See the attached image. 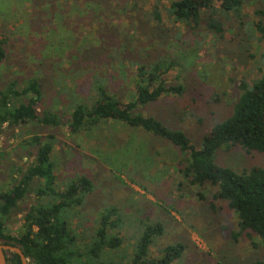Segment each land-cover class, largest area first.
<instances>
[{
  "label": "rangeland",
  "instance_id": "374dc122",
  "mask_svg": "<svg viewBox=\"0 0 264 264\" xmlns=\"http://www.w3.org/2000/svg\"><path fill=\"white\" fill-rule=\"evenodd\" d=\"M73 1L0 0V41H4L5 51L0 62V89L10 81L20 88L36 78L41 91L37 111L52 109L62 122L57 127L27 125L6 129L0 138V188L12 183L9 176L18 178L17 167L25 168L32 160L28 152L33 148L18 144L19 132H22L20 140H29L33 131L52 134L51 159L58 190L82 175L93 186L84 195L83 206L74 210L72 226L76 223H82L81 227L95 226L100 213L114 209L112 219H118L121 225L111 232L123 241L112 255L116 254V259L121 257L123 264H130L134 237L147 222L162 227V234L150 245V258L160 257L163 247L180 242L184 251L172 264H251L262 253L259 239L253 235V245L244 235L237 240L232 238V231L237 229L236 215L225 202L212 198L214 188L209 184L203 188L188 184L178 170L183 156L171 142L113 120L78 134L68 132L65 123L72 104L78 100L90 103L95 94L92 82L105 80L122 101L130 97L134 88L135 70L129 61L133 49L124 54L127 59L123 63L113 67L109 61L120 57L121 42L129 40L133 48L138 43L146 44L138 34L134 13L114 6L117 13L110 8L107 15L85 17L83 8L75 11ZM170 1L145 0V3L163 8L161 29L167 33L164 38L181 33L183 48L178 47L174 57L181 59L182 64L171 69L165 79L181 84L183 94L135 111L155 116L168 127L185 133L197 145L214 120L230 113L237 96L236 82L240 79L250 82L260 76L256 34L250 31L249 38L245 31L249 26L252 30L253 22L262 20L253 13L259 2L248 0L244 6V28L232 15L228 19L222 16L226 26L223 37L218 38L203 27L200 34H195L189 26L168 17L164 7ZM105 43L110 44V52L98 50L97 57L83 52L84 48L95 49ZM155 47L154 56L165 52ZM195 114L203 119V124L196 122ZM215 162L239 171L264 164V154H248L238 146L226 151L220 148L215 152ZM33 188L11 215L7 224L11 235L18 234L24 213L36 202L35 184Z\"/></svg>",
  "mask_w": 264,
  "mask_h": 264
},
{
  "label": "trees",
  "instance_id": "16d2710c",
  "mask_svg": "<svg viewBox=\"0 0 264 264\" xmlns=\"http://www.w3.org/2000/svg\"><path fill=\"white\" fill-rule=\"evenodd\" d=\"M113 1L74 0L72 6L76 12L83 8L82 14L85 17L107 15L111 12L108 10L110 8L113 13L121 10L135 14L138 34L145 39L146 44L138 43L133 48L129 40L121 42L123 45L119 46L122 50L120 57L109 61L113 67L116 63L121 64L127 59L124 54L130 53V48L133 49L132 57L129 58L135 70L132 72L133 91L129 98L126 97L127 100L122 101L115 94V89L107 87L108 82L105 83V80L92 82L95 94L90 103L78 100L72 104L65 123L68 132L78 134L91 130L98 123L113 120L171 142L183 156L178 163L182 177L189 185L203 188L209 184L214 188L212 198L225 202L228 210L236 215L237 229L232 231V238L237 240L238 236L244 235L254 245L255 235L259 239L262 253L251 264H264V164L235 171L215 162V152L220 148L226 151L238 146L248 154H264V0H257L259 3L253 11L262 20L253 22L252 30L250 26L249 30H245L249 38L252 36L250 31L256 34L260 49L256 62L260 76L250 82L245 79L236 82L237 96L230 113L214 120L197 145L185 133L168 127L155 116L135 111L169 96H182L184 87L165 79L171 69L182 64L178 56V59L174 57L176 49L183 48L181 33H172L171 39L164 38L167 33L161 29L163 8L158 4L147 6L145 0H118L116 4ZM247 2L248 0H171L164 10L168 17L189 26L195 34H200V27H203L206 32L222 38L226 26L223 18L228 19L232 15L234 21L244 28L243 8ZM3 43L1 40L0 62L5 56ZM109 45L105 43L103 47L95 49L84 48L83 52L90 55L104 49L110 52ZM155 46L160 51L163 48L165 52L154 56L152 52ZM15 84L10 81L0 89V138L6 129L27 125L57 127L62 124L56 111H37L41 91L36 78L29 79L20 88ZM195 116L198 117L196 122L203 124V119L197 114ZM21 134L20 131L16 136L19 137L18 144L33 148L28 152L32 160L25 168L17 167L18 178L9 176L12 183L0 188V241L18 246L28 259V264H123L121 257L116 259V254L112 255L118 251L123 241L117 233L111 232V229L121 225L118 219H112L114 209L100 213L95 226L81 227L82 223L72 226L74 210L83 206L84 195L92 191V182L85 175L77 176L58 190L51 159L54 136L33 131L29 140H20ZM33 184L36 202L24 213L18 234L11 235L7 231V224L11 215L16 212L18 203L34 189ZM198 195L202 196L200 192ZM161 234L162 227L159 223L150 225L147 222L141 226L134 237L130 264H172L178 260L185 248L180 242L163 247L160 257L150 258V245ZM5 257L6 264H21L15 253L6 252Z\"/></svg>",
  "mask_w": 264,
  "mask_h": 264
},
{
  "label": "water",
  "instance_id": "95a60500",
  "mask_svg": "<svg viewBox=\"0 0 264 264\" xmlns=\"http://www.w3.org/2000/svg\"><path fill=\"white\" fill-rule=\"evenodd\" d=\"M6 252H12L18 255L21 264H28V259L22 250L16 245L4 244L0 241V264H6Z\"/></svg>",
  "mask_w": 264,
  "mask_h": 264
}]
</instances>
